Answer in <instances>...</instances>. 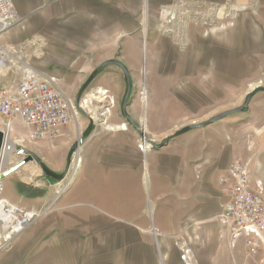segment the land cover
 Instances as JSON below:
<instances>
[{"label":"rangeland","instance_id":"374dc122","mask_svg":"<svg viewBox=\"0 0 264 264\" xmlns=\"http://www.w3.org/2000/svg\"><path fill=\"white\" fill-rule=\"evenodd\" d=\"M148 20L145 64L129 67L131 90L125 108L128 121L138 127V149L143 153L139 148L143 139L149 146L143 155L160 149L157 146L183 127L235 110L187 132L196 143L210 141L207 215L187 206L178 208L183 201L177 202L175 195L171 204L159 202L156 210L145 195L140 219L120 208L103 211L66 203L62 194L56 199L58 186L49 187L40 164L19 154L20 149L38 151L33 142L16 134V128L26 126L19 119L9 124L0 116V135L15 147L6 163L0 162V171L24 162L0 179V206L5 202L18 209L15 220L0 215V264H257L242 243L230 247L228 233L219 225L226 196L218 181L225 171L216 165L228 155H216L213 149L221 142L240 145V155L233 161L246 164L249 173L247 158L264 160V91L246 104L253 89L264 87V0H179L162 6ZM15 73L8 75L4 86L18 81ZM88 87L76 106L84 120H105L99 115L108 113L102 105L106 103L127 121L123 96L92 98L87 96ZM79 146L82 142L75 144V153ZM200 174L194 175L193 183L200 182ZM27 212L37 215L14 232Z\"/></svg>","mask_w":264,"mask_h":264},{"label":"crops","instance_id":"0c3cea01","mask_svg":"<svg viewBox=\"0 0 264 264\" xmlns=\"http://www.w3.org/2000/svg\"><path fill=\"white\" fill-rule=\"evenodd\" d=\"M12 1L21 22L0 36V46L10 53L0 69V87L8 82L11 72L16 71L20 79L21 60L54 77L66 97L77 106L80 91L92 75L87 96L125 97L129 67L145 64L144 33L150 28L148 18L156 17L162 6L179 0ZM13 47L22 53L11 51ZM102 105L109 110L100 112L99 116L105 120L101 118L96 123L84 120V112L76 109L77 117L72 118L61 137L34 143L38 148L34 154L57 176L65 173L70 159L80 156L72 181L70 173L65 180L55 182L45 173L49 187L58 186L54 196L65 189L60 195L66 203L103 211L120 208L140 219L145 195L149 203H155V210L159 202L171 204L175 195L177 202L183 201L178 208L187 206L201 216L207 215L210 141L196 143L189 138L190 132L143 155L133 124L112 113L111 105ZM136 111L135 107L131 113ZM27 132L25 127L16 128V134L25 141ZM77 142H82V147H78L73 157L72 149ZM234 144H214L216 155H228L216 165L225 171L223 175L240 155V145ZM230 150L233 155L227 154ZM254 158H247L251 183L254 186L261 181L264 186V160ZM198 172L200 182L193 183ZM126 212L122 215H127Z\"/></svg>","mask_w":264,"mask_h":264},{"label":"built area","instance_id":"2783aa9c","mask_svg":"<svg viewBox=\"0 0 264 264\" xmlns=\"http://www.w3.org/2000/svg\"><path fill=\"white\" fill-rule=\"evenodd\" d=\"M20 22L13 1L0 0V36ZM11 51L22 53L17 48ZM9 55L8 50L0 46V68ZM18 62L20 79L0 87V116L9 124L19 119L28 130L26 138L33 143L55 141L76 117V106L54 77L44 75L21 60ZM139 148L143 153L149 150L146 140L139 141ZM218 184L226 196L218 222L228 233L230 247L236 249L242 243L251 259L264 264L263 183L257 181L253 186L247 165L236 161L229 166L226 175L219 177Z\"/></svg>","mask_w":264,"mask_h":264},{"label":"water","instance_id":"95a60500","mask_svg":"<svg viewBox=\"0 0 264 264\" xmlns=\"http://www.w3.org/2000/svg\"><path fill=\"white\" fill-rule=\"evenodd\" d=\"M93 76L94 75H92L85 83H84V85H83V87H82V89H81V91H80V94H79V96H78V102H79V100H80V97H81V95H82V93H83V91L86 89V87L89 85V83L91 82V80L93 79ZM130 90H131V82H130V78H129V76H128V74H127V91H126V94H125V97H124V100H123V103H122V111H123V115H124V117L127 119V120H129V117L127 116V114L125 113V108H126V105H127V103H128V99H129V95H130ZM258 91H264V87H257V88H255V89H253V91L251 92V93H249V95H248V100H247V102H246V104H248V102H249V99L256 93V92H258ZM246 106V105H245ZM106 108H108V106H106ZM230 112H235V110L234 111H230ZM230 112H225V113H222V114H220V115H218V116H216V117H212V118H210V119H208L207 121H205V122H200V123H193V124H191V125H188V126H186V127H183L182 129H179L176 133H174V134H172V135H170L169 137H167L164 141H163V143L161 144V145H159V146H157V147H159V148H161V147H164V146H166L167 145V143L172 139V138H174V137H177V136H180V135H182V134H185V133H187V132H189V131H191V130H193V129H195V128H200V127H202V126H204L207 122H216V121H218V120H220V119H222V118H224L227 114H229ZM102 121V120H101ZM102 123H103V121H102ZM132 124H133V126L138 130V127H137V125L135 124V123H133V122H131ZM140 133H142V132H140ZM5 136L4 135H0V149H1V147L3 146V144L5 143ZM76 147L74 146L73 147V149H72V153L74 152V149H75ZM19 154H27L28 155V157H27V159H25V160H27V161H36L37 163H39L40 164V166H41V168L43 169V171L52 179V180H54V181H63V180H65L66 179V177L69 175V171H70V168H71V159L68 161V164H67V168H66V170H65V173L62 175V176H57V175H54L51 171H49L48 170V168H46V166L40 161V159L35 155V154H33V153H31V152H28V151H26V150H22V149H20L19 150ZM65 190V189H64ZM63 190V191H64ZM63 191H61L60 193H58L57 194V197H56V199L60 196V194L63 192ZM55 202V200L53 201V203ZM157 243V242H156ZM157 245V247H158V243L156 244Z\"/></svg>","mask_w":264,"mask_h":264},{"label":"bare ground","instance_id":"6f19581e","mask_svg":"<svg viewBox=\"0 0 264 264\" xmlns=\"http://www.w3.org/2000/svg\"><path fill=\"white\" fill-rule=\"evenodd\" d=\"M0 69H2V68H0ZM0 72H2V71L0 70ZM6 144L4 143L0 149V162H2L3 165L6 163L9 155L15 149L12 142H9L7 145ZM80 161H81V159H80V156L78 154L74 165L71 166L70 171H69V173H70L69 180L70 181H72L75 173L77 172L78 167L80 165ZM23 163L24 162L20 161V162L16 163L15 166L12 168H10L8 170H4L3 172L0 171V179L7 178L8 176H11L13 173H15L17 170H19L24 165ZM17 212H18L17 208H15L11 205H7L5 202L1 203V206H0V215L1 216L8 215L11 218H13V220H15L16 219L15 215ZM34 213H36V212H30L24 218L20 219L14 228V232H16V233L20 232L23 229V226L29 222V219H32V217L34 216ZM150 214L152 215V211H150ZM36 215H37V213H36Z\"/></svg>","mask_w":264,"mask_h":264}]
</instances>
